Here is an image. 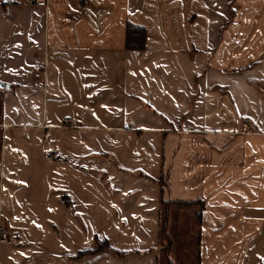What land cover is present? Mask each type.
Returning a JSON list of instances; mask_svg holds the SVG:
<instances>
[{"label": "crops", "instance_id": "obj_1", "mask_svg": "<svg viewBox=\"0 0 264 264\" xmlns=\"http://www.w3.org/2000/svg\"><path fill=\"white\" fill-rule=\"evenodd\" d=\"M0 82V264H264V0H0Z\"/></svg>", "mask_w": 264, "mask_h": 264}, {"label": "trees", "instance_id": "obj_2", "mask_svg": "<svg viewBox=\"0 0 264 264\" xmlns=\"http://www.w3.org/2000/svg\"><path fill=\"white\" fill-rule=\"evenodd\" d=\"M126 36H125V47L127 49L132 50H141L145 46V36L146 32L145 29L137 26H133L131 24L126 25ZM167 203V202H166ZM171 203V202H169ZM166 222H167V216L166 214L161 219V228H160V234L161 238L164 241V245L162 246L161 250L165 254V256L168 258V252L171 246V238L167 235L166 231ZM101 247L98 246V249Z\"/></svg>", "mask_w": 264, "mask_h": 264}, {"label": "built area", "instance_id": "obj_3", "mask_svg": "<svg viewBox=\"0 0 264 264\" xmlns=\"http://www.w3.org/2000/svg\"><path fill=\"white\" fill-rule=\"evenodd\" d=\"M41 74H43V70L35 72L34 76L35 77H39ZM74 122H75L74 119L68 118V119L65 120L64 124L62 125V127L70 128V127L74 126ZM48 135H49V128H47L46 131H45V136H48ZM9 239H10V237H9V232L7 230V227H6L5 223H3L0 220V242H7Z\"/></svg>", "mask_w": 264, "mask_h": 264}, {"label": "rangeland", "instance_id": "obj_4", "mask_svg": "<svg viewBox=\"0 0 264 264\" xmlns=\"http://www.w3.org/2000/svg\"><path fill=\"white\" fill-rule=\"evenodd\" d=\"M168 204H169V202H167L166 203V207H168ZM166 231H167V228H166ZM168 236H169V234H167ZM170 237V236H169ZM171 238V237H170ZM171 241H172V239H171ZM167 259V258H166ZM170 264V263H169Z\"/></svg>", "mask_w": 264, "mask_h": 264}, {"label": "water", "instance_id": "obj_5", "mask_svg": "<svg viewBox=\"0 0 264 264\" xmlns=\"http://www.w3.org/2000/svg\"><path fill=\"white\" fill-rule=\"evenodd\" d=\"M3 87H4V84L0 82V88H3Z\"/></svg>", "mask_w": 264, "mask_h": 264}]
</instances>
